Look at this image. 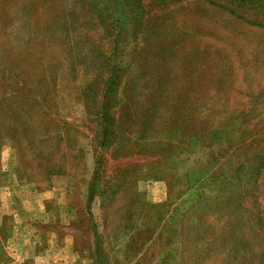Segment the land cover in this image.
<instances>
[{"label": "rangeland", "instance_id": "rangeland-1", "mask_svg": "<svg viewBox=\"0 0 264 264\" xmlns=\"http://www.w3.org/2000/svg\"><path fill=\"white\" fill-rule=\"evenodd\" d=\"M0 260L264 264V0H0Z\"/></svg>", "mask_w": 264, "mask_h": 264}, {"label": "crops", "instance_id": "crops-1", "mask_svg": "<svg viewBox=\"0 0 264 264\" xmlns=\"http://www.w3.org/2000/svg\"><path fill=\"white\" fill-rule=\"evenodd\" d=\"M40 252L39 251H35L34 252V250H30V252H28V255H27V250L24 252V254L22 253V255H23V257L24 258H22V259H27L29 256H32V257H38V258H40L41 256H40ZM1 261V260H0ZM5 262V264H6V262L7 261H4ZM3 262V263H4ZM0 263H2V262H0Z\"/></svg>", "mask_w": 264, "mask_h": 264}]
</instances>
